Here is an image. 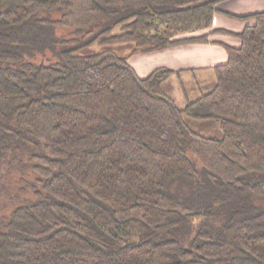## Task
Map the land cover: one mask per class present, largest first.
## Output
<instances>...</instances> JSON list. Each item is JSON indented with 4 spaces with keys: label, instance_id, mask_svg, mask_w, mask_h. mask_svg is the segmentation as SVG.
<instances>
[{
    "label": "trees",
    "instance_id": "obj_1",
    "mask_svg": "<svg viewBox=\"0 0 264 264\" xmlns=\"http://www.w3.org/2000/svg\"><path fill=\"white\" fill-rule=\"evenodd\" d=\"M223 1L0 0V264H264V12L183 108L173 71L77 54L207 42Z\"/></svg>",
    "mask_w": 264,
    "mask_h": 264
},
{
    "label": "crops",
    "instance_id": "obj_2",
    "mask_svg": "<svg viewBox=\"0 0 264 264\" xmlns=\"http://www.w3.org/2000/svg\"><path fill=\"white\" fill-rule=\"evenodd\" d=\"M258 12H264V0H225L217 5V12L212 16L211 26L191 34L193 36L207 35V42L187 43L149 53H131L133 46H128L129 50L122 56H127L128 64L140 78L147 77L156 69L173 71L163 83L162 88L177 107L183 108L187 103L198 99L214 87L213 68L226 63L225 47L238 48L240 40L237 34L254 22L229 15L246 17ZM118 47H126V45L121 44ZM177 93L183 95L181 101L174 99L173 95ZM184 121L195 132H199L195 129L199 126L192 125L202 123L210 132L209 134H212L211 137L220 136L219 127L214 122H199L188 118H184Z\"/></svg>",
    "mask_w": 264,
    "mask_h": 264
},
{
    "label": "rangeland",
    "instance_id": "obj_3",
    "mask_svg": "<svg viewBox=\"0 0 264 264\" xmlns=\"http://www.w3.org/2000/svg\"><path fill=\"white\" fill-rule=\"evenodd\" d=\"M67 34V30H63V29H58L55 31V35L56 36H61V35H66ZM126 47H118L120 46L119 44H106V43H95L92 44L90 46H87L81 50L78 51V55L80 56H86V55H91V54H95V53H99L105 49H110L115 51L117 54L122 55L124 53H126L129 48L128 46H133L130 43L125 44ZM34 50V49H32ZM35 52H32L34 54H31L30 56H28L31 61L35 62L34 64H38L41 61H43V59L46 57L48 58L50 54L54 55V53L59 51L58 47H54V48H50L49 50H44V52H36L37 50H34ZM46 51V52H45ZM55 58V56H54ZM174 99L176 101H181L183 98V95L181 93H177L173 95ZM180 99V100H179ZM199 126V128H195L197 131H201V135L206 136V137H211L212 134H209L210 132L207 131L205 125H203L202 123H195L192 126L197 125Z\"/></svg>",
    "mask_w": 264,
    "mask_h": 264
}]
</instances>
